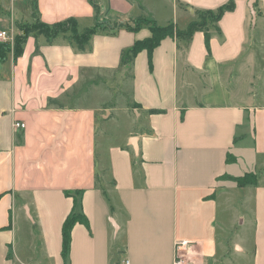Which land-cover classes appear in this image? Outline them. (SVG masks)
<instances>
[{"label": "crops", "instance_id": "crops-1", "mask_svg": "<svg viewBox=\"0 0 264 264\" xmlns=\"http://www.w3.org/2000/svg\"><path fill=\"white\" fill-rule=\"evenodd\" d=\"M93 1L107 26L144 14L186 29L230 0H0V31L36 13L92 26ZM234 1L132 66L121 54L148 26L98 33L88 52L30 36L0 59V264H175L182 241L191 264H264V0L255 15ZM248 172L257 185L226 179Z\"/></svg>", "mask_w": 264, "mask_h": 264}, {"label": "trees", "instance_id": "trees-1", "mask_svg": "<svg viewBox=\"0 0 264 264\" xmlns=\"http://www.w3.org/2000/svg\"><path fill=\"white\" fill-rule=\"evenodd\" d=\"M92 4L95 10V24L92 26H82L80 21L74 16L58 22L48 23L41 20L37 13L33 22H18L17 28L19 33L15 35L14 42H0V59H4L11 50H13L15 58L22 56L24 53V45L30 36H33L36 40L40 37H44L49 44L61 38L74 46L78 51L88 52L92 50V39L98 33L106 32L114 34L121 28L137 30L142 26H148L152 34L144 39L137 40L132 47L123 50L121 54V64L132 66L135 57L140 51L146 49L151 55L154 48L166 37L176 36L177 38L185 39L189 43L196 31L204 30L207 32L211 26L217 27L218 21L222 15L226 11H230L234 8L235 1L230 0L228 3L221 5L215 10H196V19L193 20L186 29H182L172 22L161 26L157 24L154 19L144 14L127 22H119L115 24L114 27L107 26L99 19L103 14L100 5L96 1H93ZM141 8L144 10L143 7ZM37 9L38 5L35 3L34 14L37 12ZM158 112V110H151V113ZM231 180L237 182L239 185L258 184V177L256 174H253V172L233 177ZM82 194V189L78 190L76 195L68 193V195L74 197L76 205L78 204L79 207L68 215L63 225V255L66 259L70 251L73 227L78 222L87 223V218L81 209Z\"/></svg>", "mask_w": 264, "mask_h": 264}, {"label": "built area", "instance_id": "built-area-1", "mask_svg": "<svg viewBox=\"0 0 264 264\" xmlns=\"http://www.w3.org/2000/svg\"><path fill=\"white\" fill-rule=\"evenodd\" d=\"M13 1H21V0H13ZM15 35L13 33H9L6 30L0 31V40L1 41H9L11 43L14 42ZM14 126L16 128H24L25 124L22 122H16L14 123ZM188 246V242L182 241L177 244V256L175 260V264H191L192 261L189 260L187 256L182 252L186 250ZM122 264H130L128 259H125Z\"/></svg>", "mask_w": 264, "mask_h": 264}, {"label": "water", "instance_id": "water-1", "mask_svg": "<svg viewBox=\"0 0 264 264\" xmlns=\"http://www.w3.org/2000/svg\"><path fill=\"white\" fill-rule=\"evenodd\" d=\"M249 2H250V7L252 8V12L255 15V9H254L255 0H250ZM192 11H193V9H192ZM132 142L136 146V139L135 138L133 139Z\"/></svg>", "mask_w": 264, "mask_h": 264}, {"label": "rangeland", "instance_id": "rangeland-1", "mask_svg": "<svg viewBox=\"0 0 264 264\" xmlns=\"http://www.w3.org/2000/svg\"><path fill=\"white\" fill-rule=\"evenodd\" d=\"M102 17H103V16H100V18H99L101 22L103 21ZM253 174H255V173L253 172ZM256 176H257V175H256ZM257 177H258V176H257ZM226 179H227V180H228V179L231 180L229 177H227ZM250 228H252V227H250Z\"/></svg>", "mask_w": 264, "mask_h": 264}]
</instances>
